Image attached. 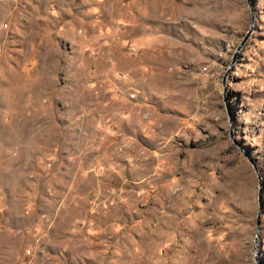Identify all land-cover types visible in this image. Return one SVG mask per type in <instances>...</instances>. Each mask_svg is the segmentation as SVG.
I'll return each mask as SVG.
<instances>
[{"label": "rangeland", "instance_id": "374dc122", "mask_svg": "<svg viewBox=\"0 0 264 264\" xmlns=\"http://www.w3.org/2000/svg\"><path fill=\"white\" fill-rule=\"evenodd\" d=\"M249 1L0 0V264H264Z\"/></svg>", "mask_w": 264, "mask_h": 264}, {"label": "water", "instance_id": "95a60500", "mask_svg": "<svg viewBox=\"0 0 264 264\" xmlns=\"http://www.w3.org/2000/svg\"><path fill=\"white\" fill-rule=\"evenodd\" d=\"M247 5L249 7V12H250V24L248 29L246 30L244 36L241 38L239 44L236 46V50L240 49L241 45L245 42L247 37L250 35L251 30L253 28V14H252V6L249 0H246ZM236 53V52H234ZM235 54L232 56L231 61H233ZM252 168L257 176V179L260 180V176L257 172V169L254 165H252ZM260 187H261V181L258 182V190H257V210H256V215H255V227H258L259 221H260V213H261V208H262V203H261V197H260Z\"/></svg>", "mask_w": 264, "mask_h": 264}]
</instances>
